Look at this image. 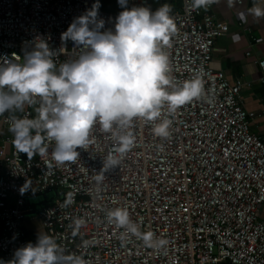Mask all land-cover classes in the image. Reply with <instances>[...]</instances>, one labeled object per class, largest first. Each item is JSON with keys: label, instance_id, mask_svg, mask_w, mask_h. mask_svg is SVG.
Masks as SVG:
<instances>
[{"label": "built area", "instance_id": "1", "mask_svg": "<svg viewBox=\"0 0 264 264\" xmlns=\"http://www.w3.org/2000/svg\"><path fill=\"white\" fill-rule=\"evenodd\" d=\"M223 1L228 0H217L202 12L191 7V0H180L179 9L172 11L177 28L167 49L172 74L177 83L200 75L207 98L193 100L171 116L165 109L163 115L172 120L166 139L153 134L152 123L136 121L133 147L119 157V166L104 173L102 183L95 177L103 158L114 153L111 137L99 126L93 143L77 149L75 163L58 166L50 156L17 153L7 114L0 117L8 133L0 146L3 260L36 242L23 234L27 197L33 191H57V199L39 214L42 229L87 264H264V141L250 130L241 85L231 84L210 65L214 42L227 26L209 11ZM93 3L0 0V56H23L22 49L44 38L57 51L56 59L64 60L77 50L71 41L62 44L61 33ZM141 3L150 0H129V6ZM99 15L105 28H112L118 14L99 10ZM257 64L264 83V61ZM21 115L32 117L34 109L26 106ZM26 181L31 185L22 194ZM114 207L127 208L142 231L165 239L166 246L154 249L139 237L123 236V229L106 218ZM75 218L86 224L73 237ZM82 240L89 245L82 247Z\"/></svg>", "mask_w": 264, "mask_h": 264}, {"label": "clouds", "instance_id": "2", "mask_svg": "<svg viewBox=\"0 0 264 264\" xmlns=\"http://www.w3.org/2000/svg\"><path fill=\"white\" fill-rule=\"evenodd\" d=\"M117 2L122 10L112 28H105L99 0L72 20L60 39L62 44L71 41L77 51L62 61L44 38L22 49L23 56H0V117L7 114L16 152L29 158L50 156L58 166L75 163L80 156L77 149L93 143L99 126L111 137L114 154L103 158L95 177L98 184L133 147L136 121L152 123L153 134L166 139L171 135L172 120L163 115L164 110L171 116L181 106L207 98L200 75L177 83L172 74L167 50L177 31L172 6L165 3L153 10L146 3L129 6V0ZM216 2L191 0V7L207 10ZM232 3L228 0L229 6ZM249 12L264 18V0H254ZM26 106L34 109V116L21 115ZM30 185L26 181L21 193ZM106 218L123 229V236L139 237L146 247L162 249L167 244L152 232L142 231L127 208H110ZM85 224L83 218H75L72 236L81 235ZM88 245L89 241L82 240V247ZM0 264L87 261L82 255L65 252L52 236L38 232L35 243L15 249L12 258L0 259Z\"/></svg>", "mask_w": 264, "mask_h": 264}, {"label": "crops", "instance_id": "3", "mask_svg": "<svg viewBox=\"0 0 264 264\" xmlns=\"http://www.w3.org/2000/svg\"><path fill=\"white\" fill-rule=\"evenodd\" d=\"M253 3L254 0H242V4L233 1L229 6L228 1H223L210 9L209 13L227 26L226 31L214 42L210 65L231 84L241 85L243 107L251 115L250 130L264 141V83L261 82L262 71L257 64L258 60L264 61V18L250 14ZM202 12L206 10L202 9ZM7 134V129L0 124V146ZM57 196V191H33L27 197L26 217L22 222L27 240H35L38 232L45 233L39 214Z\"/></svg>", "mask_w": 264, "mask_h": 264}, {"label": "trees", "instance_id": "4", "mask_svg": "<svg viewBox=\"0 0 264 264\" xmlns=\"http://www.w3.org/2000/svg\"><path fill=\"white\" fill-rule=\"evenodd\" d=\"M99 3L101 5L99 10H104L114 14H119V12L122 10L120 6L114 4L112 0H99ZM165 3L170 4L173 11L178 10L180 7V0H150L149 6L155 10Z\"/></svg>", "mask_w": 264, "mask_h": 264}, {"label": "rangeland", "instance_id": "5", "mask_svg": "<svg viewBox=\"0 0 264 264\" xmlns=\"http://www.w3.org/2000/svg\"><path fill=\"white\" fill-rule=\"evenodd\" d=\"M112 2H113L114 4H116V5H118L117 0H112ZM118 6H119V5H118Z\"/></svg>", "mask_w": 264, "mask_h": 264}]
</instances>
